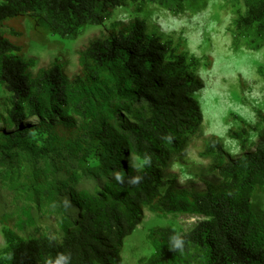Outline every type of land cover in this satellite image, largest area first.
<instances>
[{
    "label": "trees",
    "instance_id": "16d2710c",
    "mask_svg": "<svg viewBox=\"0 0 264 264\" xmlns=\"http://www.w3.org/2000/svg\"><path fill=\"white\" fill-rule=\"evenodd\" d=\"M231 3L233 47L260 50L264 0ZM127 5L176 16L207 8L204 0H0V25L29 19L42 40H76ZM26 52L23 42L0 39V90L12 103L0 118V264H123L124 240L145 209L203 221L186 232L151 230L154 252L141 264H264L263 115L230 132L241 143L238 158L220 138L207 139L205 190L182 189L169 175L204 135L200 63L181 41L148 33L144 20L113 23L78 53L72 80L59 58L35 76ZM33 119L39 124L25 126Z\"/></svg>",
    "mask_w": 264,
    "mask_h": 264
},
{
    "label": "rangeland",
    "instance_id": "374dc122",
    "mask_svg": "<svg viewBox=\"0 0 264 264\" xmlns=\"http://www.w3.org/2000/svg\"><path fill=\"white\" fill-rule=\"evenodd\" d=\"M205 11L193 15L176 16L155 5L146 6L138 12L136 5H127L114 11L106 26H86L76 40H66L59 36L45 34L44 39L31 30L27 21L8 22L0 25V39L10 37L21 41L27 47L26 57L35 61L32 73L36 76L41 69L51 67L56 58L68 63L69 79L77 77L80 71L78 53L96 40L107 37V30L113 23L124 25L144 20L148 33L153 31L169 35L182 44V50L195 57L199 63V76L205 88L197 95L204 114V135L188 148L183 159L177 160L169 175L177 179L180 188L189 191L205 190V170L210 161L201 157L210 136L221 139L226 152L233 158L242 155L241 143L233 139L230 132H240L244 127L257 126L260 115L264 116V47L250 50L245 45L233 47L231 24L238 12L231 4L233 0H204ZM15 34H11V31ZM23 32V36L16 33ZM12 107L9 95L0 90V118L5 120ZM38 119L25 124L34 127ZM5 129L0 121V132ZM256 133V132H254ZM251 133L252 142L258 141ZM255 150L250 145L248 152ZM264 214V208L261 209ZM203 218L198 216H159L144 210L142 223L124 240L123 264H141L142 259L154 252L149 233L157 228H174L184 232L196 227ZM5 249V241L0 228V253Z\"/></svg>",
    "mask_w": 264,
    "mask_h": 264
},
{
    "label": "clouds",
    "instance_id": "9594fccd",
    "mask_svg": "<svg viewBox=\"0 0 264 264\" xmlns=\"http://www.w3.org/2000/svg\"><path fill=\"white\" fill-rule=\"evenodd\" d=\"M69 259H70V255H69V257H68Z\"/></svg>",
    "mask_w": 264,
    "mask_h": 264
}]
</instances>
